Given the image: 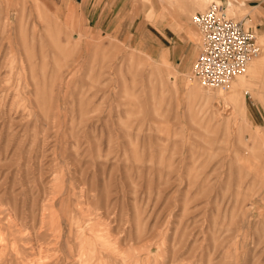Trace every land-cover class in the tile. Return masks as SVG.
I'll return each mask as SVG.
<instances>
[{"label": "rangeland", "instance_id": "374dc122", "mask_svg": "<svg viewBox=\"0 0 264 264\" xmlns=\"http://www.w3.org/2000/svg\"><path fill=\"white\" fill-rule=\"evenodd\" d=\"M51 1L0 0V264H264L263 39L215 91ZM143 2L199 42L222 3L127 0L134 21Z\"/></svg>", "mask_w": 264, "mask_h": 264}, {"label": "crops", "instance_id": "0c3cea01", "mask_svg": "<svg viewBox=\"0 0 264 264\" xmlns=\"http://www.w3.org/2000/svg\"><path fill=\"white\" fill-rule=\"evenodd\" d=\"M126 2L127 0H52L50 8L59 10L61 19L67 21L72 30L77 31L78 22L84 24L85 21L88 26L117 36L145 51H160L159 55L168 53L175 64L185 69L184 72L188 71L198 52L199 36L193 28L189 26L178 32L176 27L182 24L175 22L169 15H156L153 5L146 2H143L146 5L145 14L151 20L143 16L144 21H134L126 10ZM220 2L236 3L241 11H245L241 19L248 20L252 24L250 27L255 30L256 37L259 36L264 41V0ZM263 64L264 59L252 63V74L260 71ZM261 118L264 124V110Z\"/></svg>", "mask_w": 264, "mask_h": 264}, {"label": "built area", "instance_id": "2783aa9c", "mask_svg": "<svg viewBox=\"0 0 264 264\" xmlns=\"http://www.w3.org/2000/svg\"><path fill=\"white\" fill-rule=\"evenodd\" d=\"M191 23L200 35L191 73L204 88L226 89L231 79L260 54L255 30L245 26L241 18L228 17L221 3L210 2L195 12Z\"/></svg>", "mask_w": 264, "mask_h": 264}, {"label": "bare ground", "instance_id": "6f19581e", "mask_svg": "<svg viewBox=\"0 0 264 264\" xmlns=\"http://www.w3.org/2000/svg\"><path fill=\"white\" fill-rule=\"evenodd\" d=\"M228 8V7H227ZM225 9H226V6H225ZM227 12V11H226ZM228 14V13H227ZM253 60L254 59H252L248 64H247V66L249 65V64H251L252 62H253ZM246 66V67H247ZM229 86V85H228ZM190 87H193V85H190V84H188L187 85V88H190ZM207 89H210V88H207ZM227 89V88H226ZM226 89H220V88H217V89H210V90H215V91H224V90H226ZM196 90H197V88H196ZM193 91V90H192ZM195 93V92H194ZM244 93H249V89H245L244 90ZM209 98V97H208ZM223 101H224V103L225 104H227V105H233L234 107L236 106L237 107V103H236V99H240V96H239V94H238V89H236V90H231L227 95H225V96H223ZM226 105V106H227ZM214 110V109H213ZM218 111H220L219 109H218ZM212 113H214V115H216L215 114V112H212ZM218 115H219V113H218ZM212 116H213V114H212ZM217 116V115H216ZM214 117V116H213ZM218 117V116H217ZM215 118V117H214ZM217 119V118H216ZM226 119H227V117H226ZM230 119V118H229ZM229 119L227 120L228 122H229ZM217 120H219V119H217ZM216 120V121H217ZM225 120V119H224ZM232 120V119H231ZM230 120V121H231ZM227 122V123H228ZM230 124H231V122H230ZM40 257V256H39ZM44 260V259H43Z\"/></svg>", "mask_w": 264, "mask_h": 264}]
</instances>
